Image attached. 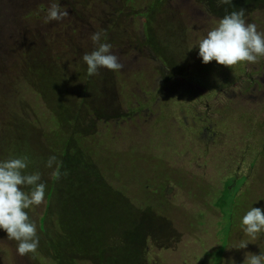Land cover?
Segmentation results:
<instances>
[{"label":"rangeland","instance_id":"374dc122","mask_svg":"<svg viewBox=\"0 0 264 264\" xmlns=\"http://www.w3.org/2000/svg\"><path fill=\"white\" fill-rule=\"evenodd\" d=\"M157 1L54 0L69 16L45 24L52 0H0V161L27 156V171L46 183L45 203L28 210L37 251L20 256L0 229V264H66L65 236L84 228L123 256L140 250L138 264H245L247 255L264 252V233L251 240L242 225L252 207L264 209V57L233 68L204 64L198 44L224 16L221 5L163 0L148 21ZM232 6L227 12L245 9L264 32V0ZM151 27L159 48L177 47L168 60L180 69L163 67L148 43ZM97 31L120 71L88 75L82 56L95 49ZM31 51L35 62L26 61ZM42 64L69 73L66 90L51 92L61 118L41 81ZM78 72L82 83L73 82ZM52 155L68 172L58 180L45 166ZM234 190L236 203L224 214L217 204H229ZM118 217H130L120 224L123 239H108ZM241 241L247 248H236ZM77 250L70 249V264H105Z\"/></svg>","mask_w":264,"mask_h":264},{"label":"clouds","instance_id":"9594fccd","mask_svg":"<svg viewBox=\"0 0 264 264\" xmlns=\"http://www.w3.org/2000/svg\"><path fill=\"white\" fill-rule=\"evenodd\" d=\"M219 5H232V0H217ZM69 16L67 10H62L59 3L50 2L44 23L61 22ZM106 34L97 31L90 39L96 46L91 53L82 56L87 65L89 76L99 74L100 68L120 71L123 64L119 57L111 52L112 45L101 42ZM199 57L204 64L215 61L217 64L233 68L240 63L255 64L264 57V32L258 31L255 23L246 20V10L227 12L218 24L207 32L199 41ZM29 158L21 156L0 161V229L7 233L9 240L17 242V253L26 256L35 253L39 247L40 238L37 224L30 218L28 210L45 203L46 183L42 182L41 173H29ZM47 168L53 169L52 179L58 180L61 173L58 158L52 155L48 158ZM244 233L256 240L264 233V209L252 207L242 218ZM249 241H241L237 249L247 248ZM245 264H264V252L247 255Z\"/></svg>","mask_w":264,"mask_h":264},{"label":"trees","instance_id":"16d2710c","mask_svg":"<svg viewBox=\"0 0 264 264\" xmlns=\"http://www.w3.org/2000/svg\"><path fill=\"white\" fill-rule=\"evenodd\" d=\"M159 1V2H158ZM157 2H155V4L150 7V19H148V21H152V18L154 17L153 15L155 14V12L157 11H160L158 10L159 9V5L163 3V0H158ZM234 1H237V0H234ZM240 8V7H239ZM232 10L233 9V6L232 5H221V9L220 10H217L219 11V13H221L222 15H225L226 14V10ZM152 15V16H151ZM169 26L171 27L172 25L169 24ZM151 31V32H150ZM155 33V31L152 29V27L150 28V30L148 31V43L149 45H151L153 47V50L157 53L158 57H159V61L162 62V65L163 67L169 69V71H172L171 73H173L176 69H180L179 67H175L174 62L172 64V62H170L168 60V56H172L176 53L177 51V47H170V46H162L161 45V48H159L156 43V41H154L153 39V34ZM147 43V44H148ZM33 51H31L30 55H28L26 61H32V62H35V59H31V56L33 55ZM40 71H41V81L44 85H46L48 87V90L46 91L48 96H53V99H54V105L57 106V108H59L56 112H59L61 110V107L58 106V104L60 103V98L58 100V96L57 95H52L53 92L56 91V89L58 90H61V91H64L65 88H63L61 86V84L67 79L69 78L67 74L63 73V69L62 68H58V69H55V68H49L47 67L46 65L42 64V68H38ZM58 70V71H57ZM54 71H57L54 72ZM62 76V77H61ZM78 77L76 79H78V81L76 79H74L73 82H80L82 83L83 82V76L79 74L78 72ZM34 81H29L30 83H32L33 85L35 86H38V87H41L40 86V81H39V78H33ZM72 82V81H71ZM66 90V89H65ZM52 92V93H51ZM48 99V97H47ZM56 115L58 117H60L57 113ZM67 115L69 116V121L72 119L71 117L73 116V114L71 113V110H69V112H67ZM61 118V117H60ZM62 121V120H61ZM68 121V122H69ZM63 124V123H61ZM61 133V132H59ZM63 153H66V152H63ZM78 164V163H77ZM83 166L85 165L82 164ZM78 167V169L80 170L79 168V165L76 166ZM66 168V166L64 167ZM87 168H94V165H92L90 163L89 166H87ZM89 171H92V170H89ZM74 172V170H73ZM75 173V172H74ZM81 179V178H80ZM97 180H99L97 178ZM247 180V177L245 176L243 178V182L244 183L245 181ZM81 181H83V179H81ZM84 182V181H83ZM98 183V181H97ZM84 185V184H83ZM102 188H107L106 185L104 184H100ZM225 194L226 193H233V189H227L225 188ZM236 191L234 190V194L232 196V200L231 202L228 204L227 201H221L217 204V207L221 209V211L224 213V214H227V210L229 208H231V205L235 204L236 200L237 199V195H236ZM50 195V194H49ZM50 197V196H49ZM228 207V208H227ZM47 208H48V211L51 209V203L48 202V205H47ZM47 211V212H48ZM49 213H46L45 214V217L42 218V222H41V225L46 227V219H47V215ZM130 217H125V218H121V217H118V219H114L112 218L111 221L112 223L114 224V228H115V231L112 232L111 230H109V234H108V239H109V236L111 233H114L116 234L118 237H119V240H122L123 239V236H121V232H123V227L120 226V224H124L125 222H127L129 220ZM110 220V218H109ZM131 223V219L129 221V224ZM67 224H69L68 222H66V225L63 227V229L65 230V235H66V231H67ZM71 225V224H70ZM76 225V224H75ZM128 225V224H126ZM76 227H79L78 225H76ZM101 228H104V227H101ZM106 229V228H105ZM85 231V228L82 232L78 233V234H74L75 237H67L65 236V239H66V242L69 246V251L70 249L72 248V250H75V249H78L76 251V254H78V252H81L82 254H85V255H88V254H91V255H94V257L98 258L99 259V263L101 262H104L105 264H127L125 262L122 261V258H126L127 260L130 261V263H133L134 261L136 260H140L141 259V255H140V250L137 251L136 254H131L130 252H126L123 256V248L122 249H119L117 247H113V246H107V245H104V242H103V234H98V233H95L93 228L90 229L89 232L87 233H84ZM100 231H102L100 229ZM103 233V231H102ZM66 248V246H65ZM67 253V259L68 261H66V264H70L69 263V258L71 257L72 253L69 252ZM58 257H62V253L61 254H57ZM116 256V257H115ZM130 257V258H129ZM60 258H58L60 260ZM131 259H133L131 261ZM74 260H72L73 262ZM61 264H64L63 262Z\"/></svg>","mask_w":264,"mask_h":264},{"label":"flooded vegetation","instance_id":"af4514ba","mask_svg":"<svg viewBox=\"0 0 264 264\" xmlns=\"http://www.w3.org/2000/svg\"><path fill=\"white\" fill-rule=\"evenodd\" d=\"M139 261H140V260H136V261H134L133 263H136V264H138V263H139Z\"/></svg>","mask_w":264,"mask_h":264}]
</instances>
